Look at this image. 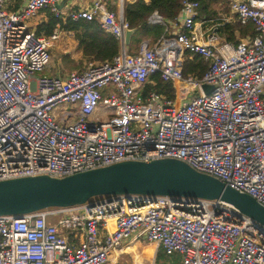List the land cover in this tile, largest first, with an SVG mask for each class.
<instances>
[{"label":"built area","instance_id":"1","mask_svg":"<svg viewBox=\"0 0 264 264\" xmlns=\"http://www.w3.org/2000/svg\"><path fill=\"white\" fill-rule=\"evenodd\" d=\"M137 1L27 0L10 11L0 0V181L174 158L264 205V0H222L252 27L238 42L220 32L230 15L198 18L199 0H182L173 20L155 11L149 22L166 33L133 54L124 45L125 8ZM48 11L98 21L120 52L67 76L35 77L50 66L64 30H28V20ZM187 51L209 63L202 77L184 75ZM153 74L173 83L175 98L145 91ZM204 83L215 88L206 94ZM190 86L200 94L184 100ZM64 103L71 108L55 115ZM133 237L180 255L182 264H264V226L233 205L149 194L0 215V264H108Z\"/></svg>","mask_w":264,"mask_h":264},{"label":"water","instance_id":"2","mask_svg":"<svg viewBox=\"0 0 264 264\" xmlns=\"http://www.w3.org/2000/svg\"><path fill=\"white\" fill-rule=\"evenodd\" d=\"M63 6V5H61ZM136 29L126 31L124 45ZM206 94L209 85L203 84ZM122 194L164 195L172 198L221 200L264 226V205L218 178L174 159L123 161L63 178L27 176L0 181V215H25L54 207H73L99 196Z\"/></svg>","mask_w":264,"mask_h":264},{"label":"trees","instance_id":"3","mask_svg":"<svg viewBox=\"0 0 264 264\" xmlns=\"http://www.w3.org/2000/svg\"><path fill=\"white\" fill-rule=\"evenodd\" d=\"M200 1V16L204 19H216L221 17L220 11L213 7L214 3L221 0H199ZM7 0V8L10 11H15L21 5H15L9 8ZM226 7V6H225ZM182 9V0H139L135 3H128L125 8V16L131 28H135L142 36L152 38L153 41L159 39L166 32V27L161 24H152L149 22V17L157 11L167 20H173L177 17ZM227 12L229 8L226 7ZM57 24L66 30L74 33L75 39L78 42V47L83 55L89 60L105 61L112 60L121 49L120 41L111 33L104 31L100 23L96 20L73 21L71 19L63 20L61 17H56L48 11V20L41 23L36 32L38 34H51ZM247 29H252L251 26H246ZM221 33L229 41L237 42V33H246V28L239 21H233L224 27H221ZM249 32V31H248ZM247 32V33H248ZM136 37H134V40ZM209 63L199 54H194L187 51L183 64V73L185 76L191 74L202 77L207 71ZM156 90L159 93L165 94L169 98H175L176 90L171 82L162 80L160 74H153L150 81L147 83L145 91L149 92ZM157 259H166L170 264H180L179 258L175 255H168L162 248H159ZM164 264V263H163Z\"/></svg>","mask_w":264,"mask_h":264},{"label":"crops","instance_id":"4","mask_svg":"<svg viewBox=\"0 0 264 264\" xmlns=\"http://www.w3.org/2000/svg\"><path fill=\"white\" fill-rule=\"evenodd\" d=\"M26 1L27 0H24L23 4L20 6V8L22 6H24ZM72 1L75 4H79V3H82L84 0H72ZM222 4L224 5L225 3L221 0V2L214 3L213 7H216L218 9L219 6H221ZM221 15H225V14L220 13V16ZM229 15L232 18V22L237 21V19L230 13V11H229ZM199 16H200V12H199ZM37 17H41V18H43V20H41L34 27V31L37 30V27L41 23L46 22L48 20V12H42ZM203 19H204V17H203ZM168 27H169V30H176L173 27V25H170V23L168 24ZM220 31H221V29H220ZM236 36H237V42L244 38L241 33H237ZM134 37H136L135 40H134ZM146 39L152 40V38H147V37L142 36L141 33H139L136 30L135 33L131 37L130 45L127 46L128 51L130 53H133V54L137 53L141 41L146 40ZM63 44H65V45L68 44L72 48L63 50V48H64ZM54 48H58V51L55 52V55L53 56L52 62L54 61V58L56 61H55V64H54V62H53V64L52 63L50 64L51 67L49 66L48 69L45 71L46 74L57 75V76H67L70 72L76 71L74 69L79 67L76 60H77V58L79 59V58L83 57V53L78 47V42L75 39L74 33L71 31L68 32V31L63 30L61 33L60 42L58 43V41H57ZM60 50H62V51L60 52ZM88 61L90 62L92 60L88 59ZM93 61H95V60H93ZM60 67L65 68V70L70 69V71L65 72V70H63ZM61 70H62V72H61ZM146 241H148V242H146ZM149 242L150 241L144 237L140 238V239L133 237L129 240H126L124 242V245L119 250L113 251L111 253L108 264H145V261L147 262L150 258L155 257V255L157 256L158 251H159V248H157L155 243H153V242L149 243ZM175 256H178L177 258H179L180 264H182L181 256L180 255H175ZM167 263H169V262H167Z\"/></svg>","mask_w":264,"mask_h":264},{"label":"rangeland","instance_id":"5","mask_svg":"<svg viewBox=\"0 0 264 264\" xmlns=\"http://www.w3.org/2000/svg\"><path fill=\"white\" fill-rule=\"evenodd\" d=\"M9 1V8L10 7H14L15 5H22L23 4V2H24V0H8ZM225 5V4H224ZM223 4L221 5V6H219V11H220V13H223V14H225V15H229V11L227 12V9H226V7L224 6ZM41 20H43V18H41V17H35V18H33V19H31V20H28L27 22H28V26H29V31H32V30H34V27L41 21ZM245 28H246V31L248 32H244V33H241L242 34V36L243 37H246V35L247 34H249V33H251L252 32V29H247V27L245 26ZM60 42V40L58 41V43ZM63 46H64V48H63V50H65V49H71L72 47L70 46V45H65V44H63ZM67 47V48H66ZM70 47V48H69ZM56 51H58V48H53L51 51H50V54H51V63L53 64V62H54V64H55V58H54V61L52 62V60H53V56L55 55V52ZM62 50H60V52H61ZM76 62H77V64L79 65V67H77L76 69H74V70H82V69H84L86 66H87V64H88V59L83 55V57H81V58H77V60H76ZM50 67H51V65H50ZM60 68H62V67H60ZM48 69V67L46 68V70ZM63 70H65V68H62ZM68 71H70V69H67V70H65V72H68ZM61 72H62V70H61ZM43 74H46V72L44 71V72H37L36 74H35V77H37V76H40V75H43ZM46 75H48V74H46ZM51 76V75H50ZM57 76V75H56ZM209 85V89H210V91L211 90H213L214 88H215V85L214 84H208ZM185 94L187 95V97L184 99V100H186L187 98H191V97H195V96H198L200 93L199 92H197L196 91V88L195 87H193V86H190V87H185ZM71 104H68V103H64V104H61V105H59L58 107H56L55 108V110H54V112H55V115H60L62 112H64V111H67V110H69L70 108H71ZM97 198V197H96ZM92 200H95V198H93ZM146 242H148V241H146ZM150 243V242H149ZM176 257H178V256H176ZM170 264V263H167L166 262V260L165 259H163V260H160L159 261V259H157V256L155 255V257H153V258H150L147 262L145 261V264Z\"/></svg>","mask_w":264,"mask_h":264},{"label":"bare ground","instance_id":"6","mask_svg":"<svg viewBox=\"0 0 264 264\" xmlns=\"http://www.w3.org/2000/svg\"><path fill=\"white\" fill-rule=\"evenodd\" d=\"M157 246V245H156Z\"/></svg>","mask_w":264,"mask_h":264}]
</instances>
